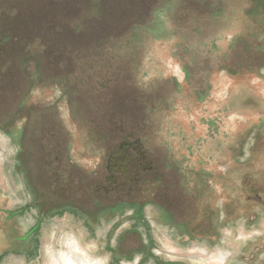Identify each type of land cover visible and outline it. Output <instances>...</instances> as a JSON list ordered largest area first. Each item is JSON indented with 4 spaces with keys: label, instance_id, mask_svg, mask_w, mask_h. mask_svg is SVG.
<instances>
[{
    "label": "rangeland",
    "instance_id": "1",
    "mask_svg": "<svg viewBox=\"0 0 264 264\" xmlns=\"http://www.w3.org/2000/svg\"><path fill=\"white\" fill-rule=\"evenodd\" d=\"M27 1L33 2L29 8L23 9L12 8L7 0L0 2V28L7 33L0 34L6 37L3 41H7V44L1 43L0 53L5 52L6 48L11 55L7 61L10 72L6 76L13 84L10 89L5 88L3 82L0 83V264H62L61 254L80 263L85 257L91 258L95 264H139L142 260L141 264H214L222 254L229 258L226 264H264V211H258L256 218H252L251 206L244 205V200H240L239 208L236 202L233 204L230 201L220 221H225V225L219 227V235L213 238L217 222L207 218L214 205H203L209 210L204 224L198 214L201 194L195 195L192 203L186 195L187 186L178 182L180 173H176L177 178H174L173 173L168 178L174 182L178 192L172 207L177 216L172 222L164 219L159 221L153 215L157 211L152 204H146L143 216H137L135 209H132L131 199L125 204L127 212L124 216L120 212L115 215L113 212H97L99 215L91 217L78 212L75 205L55 202L49 205L53 208L46 209L45 179L48 180L52 175L50 172L44 173L49 149H61L64 153L70 150V155L80 166L88 168L86 170L98 169L92 179L83 172H75L73 169L68 171L72 163L68 166L66 162L64 169L65 163L61 162L64 174L75 172L83 182L98 180L105 171V167L103 169L99 165L102 153L97 152V141L107 138L111 144L116 143L122 135L128 133L126 127L129 133L136 131L137 127L142 128L145 145L157 144L154 136L159 134L165 150L161 152L166 156L169 152L167 148L184 147L190 142L198 144L200 149L203 115L201 103L218 101L221 92L235 86L236 82L231 80L236 78L230 76L233 73L224 72L223 69L234 70L239 64H227L226 58H223L222 64L214 68L213 61L209 60L207 65L191 55L198 53L200 56L204 50L191 54L185 51V55L175 57V45L155 42L145 44L148 40L146 35L137 38L145 40L144 44L130 42L126 45H95L114 31V25H129L132 29L136 27L132 31L134 34L141 26L155 21L157 14L154 12L144 14L142 10L124 11V0H107L106 12L98 17L94 13H79L78 21L85 19L90 25L93 22L96 25H114L109 31L92 33L88 36L90 38L84 37L79 43H75L74 39H65L69 43L66 44L62 41V25L59 21L60 17H70L69 9L64 10L63 16L56 6L44 8L43 4L47 0H41L38 5L33 4L34 0H23L20 6L26 5ZM91 1L96 3L97 0ZM258 1L252 0L257 4ZM30 9L33 12L31 17L26 14L20 18V13ZM138 17L140 21H137ZM23 20L29 21V25L23 24ZM246 28L243 27V30ZM125 33L126 30L121 29L120 36ZM111 36L116 37L115 34ZM59 47H70L73 50L58 56L62 51ZM211 47L209 45L207 50L212 56L225 54V57H229L232 50L229 44L215 45L213 50ZM47 48L48 59H41ZM137 57L140 60L135 59ZM24 58L35 59L36 62L32 60L31 65L26 67ZM188 68L193 70L194 76L190 74L191 82L184 81L183 71ZM40 69H44V84L39 80ZM199 69L200 72L196 73ZM207 73L210 93L204 102L196 98V93L199 94V89H203ZM109 79L117 83L112 84L103 97L102 92L100 94L101 86L107 84ZM76 95L82 99L87 96L88 100L78 102L75 100ZM170 102L177 103L176 113L171 120L176 124L175 128L171 121L167 122L168 118L163 117L168 114ZM44 103L48 106L40 110L38 106ZM189 104L199 112L196 113L199 121L193 129L192 139L188 134L189 115L184 112L191 109L188 108ZM43 113L47 116L49 132L42 125ZM156 117L166 119V124L159 125L154 120ZM123 118L127 120V125ZM36 119L38 126L41 124V131H29L26 139L16 137L17 131L24 132ZM199 157V152L196 156H190L191 164H196ZM173 158L177 160L176 156ZM248 159L246 154L240 161ZM245 172L241 171L238 185L244 180ZM64 179L61 185L67 184V177L64 176ZM199 187L196 184L197 190ZM213 192L215 187L210 185L205 189V197H209L207 202L212 199ZM79 196L83 195L80 193ZM172 202L162 201V206L169 209ZM63 207L65 209L60 213L59 209ZM234 211L239 212V218L226 221L227 213L231 217Z\"/></svg>",
    "mask_w": 264,
    "mask_h": 264
},
{
    "label": "flooded vegetation",
    "instance_id": "2",
    "mask_svg": "<svg viewBox=\"0 0 264 264\" xmlns=\"http://www.w3.org/2000/svg\"><path fill=\"white\" fill-rule=\"evenodd\" d=\"M34 1L35 3L33 4L38 5L41 0ZM21 2L23 0H7L9 6L15 9L20 7L22 9L23 7L29 8L28 6H31L30 3L33 1H27L26 5L22 4L24 6H20ZM43 5L46 9L50 6L51 8L56 6L57 10L63 13V16L65 9H69V12H71L69 18L60 17L59 21L62 25L60 27L62 41L66 44L69 43L65 39H74L75 43H79L84 37L90 38L88 36L92 33H104V31H109L110 27L114 25H96L97 23L94 22L90 25V22H87L88 20H77L79 13H94L97 17L102 15L106 12L107 0H97L96 3L91 0H47ZM123 7L126 12H140L142 10L141 12H144V14L154 12L157 15H155L153 23L144 27L141 26L139 31L137 29L136 32L138 33L136 36V32L134 34L132 32L136 27L132 29V26L129 25H114V31L103 37L102 42L94 43L95 45H126L130 44V42H132L131 44L136 42L144 44L145 40L137 38L146 35L148 40L145 41V44L147 42L154 44L155 42L175 45L173 50V56L175 57L180 58L181 56L179 55H185V51H189L191 54L194 51L204 50L203 53L199 54L200 56H198V53L191 55L196 59L203 60V63L207 65L209 60L213 61L215 63L213 65L214 68L222 64L223 58H226L225 62L227 64L233 62L239 64L238 68L234 70L223 67L224 72L233 73L230 76L236 78L231 80L236 82L234 83L235 86L221 92L218 101L206 102L205 99L210 93V86L208 85L209 73L206 74L202 84L203 89H199L201 91L199 94L196 93V98L206 102L201 103L203 105V115L201 117V136L199 137L200 149L198 144L190 142L185 144L184 147L167 148L169 152L166 156V154L161 152L165 150H163L164 147L159 139V134L154 136L157 144L146 143L145 145V136L142 135V128L137 127L136 131L129 133V128L126 127L128 133L122 135L120 141L116 143L112 142L113 144H111V140L109 141L107 138H103V141H97V152L102 153L100 154L101 164L99 165L103 169L105 167V171L100 176V179L91 182H83L82 179L77 177L75 172H83L93 179L98 173V169L86 170L88 168L80 166L74 160L72 154L70 155V150H66L64 153L61 149H55L54 151L49 149L47 151L49 157L46 158L44 163V166H47L44 173H52L49 176V181L44 178L46 183L44 188L46 194L44 197L47 202L46 209L53 208L49 207V205L55 202L62 205H75L78 212H83L84 215H90L91 217L99 215L97 212H113V215L120 212L124 216L127 212L125 204H128L129 199H131L132 209H135L137 216H143L146 204H152L157 211L153 215L159 221L164 219L172 222L177 216L173 212L174 208L172 207L175 203V195L178 192L175 184H173L174 182L169 181L168 178H170L172 173L174 178H177L176 173H180L178 182L187 186L188 194L186 193V195L192 203L195 201V195L201 194V208L198 209V214L201 215L204 224L209 210L203 205H214V208L212 207L211 209L210 217L207 218H212L217 222L213 238L219 235V229L225 225V221L224 223L220 221L223 220L222 216L225 214V206L230 201L233 204L236 202L239 208L240 200H244V205L251 206L252 218H256L258 211H264V0L258 1V4L253 3L252 0H124ZM15 9H11V11ZM26 14L31 17L33 12L31 13V9L30 11L22 12L20 13V18ZM23 21V24L29 25L30 23L27 20ZM137 21H140L139 17ZM243 27L247 28L243 30ZM121 29L126 30L124 36H120ZM0 34L7 35L1 28ZM111 34H115L116 37H112ZM149 36H152L151 39ZM1 37L0 50H2V42L7 44V41H3L6 37ZM244 40L247 43L244 44ZM219 44H229L232 47L229 57H225V54L223 56L221 54L220 56L218 54L215 56L210 55V51L207 50L208 46H212L211 50H213L215 45ZM59 48L58 56L73 50L70 47ZM47 53L48 48L45 49V54L41 59H46ZM77 53L78 51L76 50ZM10 57L11 55H9L6 48L5 52L0 53V83L3 82L6 84L5 88L9 87L11 89L13 84L11 85L9 78H7L8 76H6L10 72V68L7 65ZM24 60L26 62L24 65L27 67L35 59L27 60L24 58ZM43 71L44 69H40L38 76L40 77L39 80L44 84ZM192 71L190 68L184 69V81H192L190 77ZM199 72L200 69L196 71V73ZM106 83L101 86L100 94L102 92L103 97L108 93V88L112 84L117 83V81L109 79ZM76 97L75 100L78 102L80 100H88L87 96L83 99L78 98V95ZM176 104L170 102L168 114L163 116L168 118V123L173 120L172 117L176 113ZM46 106L48 105L44 103L38 108L43 110ZM193 107L192 104H189L188 108L191 109L186 111L181 108L186 115H189L190 132L188 134L190 139H192L193 129L199 121V115L196 114L199 112H196ZM43 117L42 125L44 130L49 132L47 130L46 113H43ZM123 120L125 124L127 120L125 118ZM154 120L161 126L166 124V119L162 117H156ZM171 122L175 128L176 124L173 121ZM39 126L36 119L32 126L26 128L24 132L17 131L16 137L26 139L29 137L27 136L30 133L29 131H41ZM190 139L188 141H191ZM198 152L200 154L199 160L193 165L191 164L190 156H196ZM186 154L188 155L185 156ZM246 154L249 159L240 161ZM173 156H176L177 160ZM62 161L65 163L64 169L66 162H68V166L72 163L73 166H70L68 171L73 169L75 172L71 171L69 174H64L62 172ZM189 162L190 165L188 166ZM168 163L174 164L170 165ZM48 166H51V169L48 170ZM175 166L178 168L175 169ZM242 170H245L246 174H243L244 180L241 181L240 186L237 182L241 177ZM64 176L68 179L67 184L61 185V180H65ZM31 183L30 181V185ZM196 184L200 186V193L196 189ZM209 185L215 187V192L211 195L212 199L210 198L211 203L207 202L209 197H205V189ZM80 193L83 196L80 197ZM166 200L173 201L169 209L162 206V201ZM245 200H247V203ZM64 209L65 207L59 209L60 213H63L61 211ZM238 213L234 211L231 217L227 213L226 217L228 219L226 221H230L234 217L238 219L240 216ZM118 227L116 226V228ZM185 231L192 235L188 229H185ZM206 234L208 235L207 231ZM143 261H140L139 264Z\"/></svg>",
    "mask_w": 264,
    "mask_h": 264
},
{
    "label": "bare ground",
    "instance_id": "3",
    "mask_svg": "<svg viewBox=\"0 0 264 264\" xmlns=\"http://www.w3.org/2000/svg\"><path fill=\"white\" fill-rule=\"evenodd\" d=\"M76 249H79L78 247H76ZM76 251V250H75ZM81 253L80 252V256H81ZM86 255V254H85ZM84 255V256H85ZM220 256V257H219ZM218 258L214 261L215 263L214 264H225L226 260L229 259L226 255L222 254V255H219ZM227 257V259H226ZM61 260H62V264H95L93 263L94 261H91L89 258L85 257L84 261H82L81 263L80 262H75L73 261L71 258H69L67 255L65 254H61L60 256ZM84 258V257H83ZM83 260V259H82ZM213 261V260H212ZM228 261V260H227ZM104 264V263H103Z\"/></svg>",
    "mask_w": 264,
    "mask_h": 264
}]
</instances>
